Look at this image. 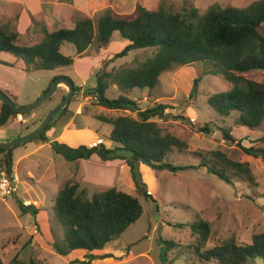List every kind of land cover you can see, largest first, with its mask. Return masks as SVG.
Segmentation results:
<instances>
[{"label": "rangeland", "instance_id": "1", "mask_svg": "<svg viewBox=\"0 0 264 264\" xmlns=\"http://www.w3.org/2000/svg\"><path fill=\"white\" fill-rule=\"evenodd\" d=\"M77 1L78 7L85 9V12L77 10L74 0H0V24L9 22L11 27L22 33L20 44L33 45L42 40L43 32L40 29L43 27L49 30L56 29L57 24L70 27L80 18L98 17L108 9H112L119 16L131 17L139 5L147 4L145 0ZM147 1L152 6L160 5L175 12L183 11L184 7L192 5L205 12L214 3L224 7L245 8L254 0ZM261 30L264 33V25ZM128 43L116 34L108 46L94 45L83 56H78L75 47L67 45L63 51L74 56L75 62L72 66L33 72L26 71L20 57L0 52V89L20 105L30 104L38 99L56 76H66L81 87L76 95L74 90L67 105L68 111L52 124L48 132V142H26L14 150V172L19 176V180L16 194L11 196L0 210V264H12L16 256L25 260L34 258L46 264H71L73 260H84L87 254L85 250H75L68 256H62L52 247L55 240L53 229L57 234H62V228L58 226L54 214L55 198L58 190L67 181L82 182L81 185L88 190L90 197L96 191L110 187L137 194L131 170L124 162H103L95 155L90 160L72 163L62 155L55 154L51 146L53 140L63 142L61 135L66 129L83 130L77 133L80 138L86 139H79L72 144L79 146L83 142L90 146V140L93 139L89 136L96 134V137L104 138L107 147L116 146L109 139L112 126L100 122L96 116L116 117L129 115L130 112L102 107L86 92L95 87V74L101 69L103 61L112 58ZM155 52L156 49L133 51L124 58L116 59L108 69L136 65L138 61H144ZM205 66L195 64L168 70L160 76L152 92L135 91L132 98L140 104L142 110L152 107L155 102L171 105L172 108L167 113L182 115L190 119L192 125L204 124L212 119L220 122L215 118L207 100L213 93L228 90L230 84L223 76L209 74ZM248 76L264 83V72H253ZM197 78H201V82L198 95L194 97L191 92ZM67 92L68 87L60 85L58 91L40 108L28 115L19 113L23 114L24 120H19L18 115L10 119L7 125L0 129V140L12 141L32 131L40 120L61 103ZM120 93L121 90L116 84L109 89L112 98H117ZM1 106L0 100V109ZM157 122L165 132L188 141L192 151H210L226 147L234 149L242 161L253 165L261 187H252L237 177L232 185L209 174L203 168H190L174 173L158 172L140 165V181L152 191L156 202L140 197L144 207L142 217L114 243L94 251L98 258L93 264H220L218 260L208 261L200 255L195 247L196 235L191 223L200 219L210 223L211 236L202 252L233 237L241 243H252L254 234L264 231V159L245 154L237 143L227 142L222 131L216 127L212 133L206 134L196 132L188 120L172 116L168 119H157ZM233 135L245 147H264V131L254 132L237 126ZM193 156L192 153L182 154L174 160L178 161V164L200 163L199 160H194ZM84 176H90L94 180H84ZM17 199L28 205H35L40 209L39 213H22L18 208ZM178 223L185 226L178 227ZM162 240L174 242L167 252V259L161 255L164 245ZM256 264H264V260L257 259Z\"/></svg>", "mask_w": 264, "mask_h": 264}, {"label": "trees", "instance_id": "2", "mask_svg": "<svg viewBox=\"0 0 264 264\" xmlns=\"http://www.w3.org/2000/svg\"><path fill=\"white\" fill-rule=\"evenodd\" d=\"M54 19V17H51ZM264 0H254L245 8L212 4L205 12L192 5L183 11H170L162 6L149 8L139 5L131 17H122L106 10L98 17H83L73 26L56 29L43 27V38L39 43L20 44L22 33L11 27L9 22L0 24V52L20 57L27 72L37 70H56L72 66L75 58L64 53L63 48L72 45L78 56L94 46H108L119 34L129 43L112 58L103 61L96 74V85L88 89V95L97 103L110 110L129 111V115L106 117L97 115L96 119L111 125L109 139L116 144L109 148L105 143L97 147L82 144L71 146L66 142L53 140L51 146L55 154L62 155L68 162L90 160L97 155L101 161L119 160L131 170L136 186V195L110 187L96 191L92 197L78 181H67L55 198L54 214L62 234L53 229V249L62 256H68L75 250H85L84 260H73L71 264H93L98 258L94 251L104 249L120 238L131 225L144 213L140 197L156 202L152 191L140 181L139 166L150 167L158 172H179L190 168H203L209 174L229 184H235V178L260 189L255 168L248 161H242L234 149L218 148L210 151H192L190 143L176 135L165 132L157 119H190L167 113L171 105L155 102L152 107L142 110L140 104L132 98L135 91L152 92L160 76L174 68L186 65L204 64L209 74L223 76L230 84L226 91L213 93L208 98V106L217 120L200 125H192L196 132L210 134L214 127L222 131L229 143H237L245 154L264 159V147H245L233 135L235 127L261 132L264 128V83L250 78L253 72H264ZM143 49H156L153 55L136 65L109 70L108 67L118 58H124L131 52ZM66 76H56L54 80ZM201 78L194 81L191 95L197 97ZM116 84L121 90L117 98L109 95V89ZM76 95L81 87L74 83ZM66 95L63 96V99ZM68 111L61 110L46 129L31 141H49L48 132L56 119ZM24 113L25 115L30 114ZM15 112L2 102L0 109V129L5 127ZM133 114H136L134 116ZM38 124L35 125L37 127ZM33 129V128H32ZM29 141V142H31ZM26 144V143H24ZM13 148H0V170L9 175L14 173ZM196 165L179 163L174 159L182 154H190ZM193 160V159H192ZM258 189V190H259ZM16 192L14 193V195ZM13 195V196H14ZM22 213L37 215L40 211L35 205L25 204L17 199ZM183 227L185 224L178 223ZM196 235V249L206 260H218L220 264H256L257 259L264 260V231L253 236L252 243H241L230 238L220 245L201 251L211 236V226L200 219L191 223ZM162 257L174 245L173 241L162 240ZM12 264H46L30 258L18 256Z\"/></svg>", "mask_w": 264, "mask_h": 264}, {"label": "water", "instance_id": "3", "mask_svg": "<svg viewBox=\"0 0 264 264\" xmlns=\"http://www.w3.org/2000/svg\"><path fill=\"white\" fill-rule=\"evenodd\" d=\"M60 85H66L68 87L67 95L61 101V103L58 106H56L46 117H44L41 123L36 128H34L32 131L28 132L24 136H21L18 139L12 141L0 140V148L16 147L18 145L31 141L39 134H41L46 129V127L51 123L54 117L69 104L72 95L74 93V82L70 78L60 77L54 80L51 87L45 93H43L38 99L26 105L18 104L8 94H6L2 89H0V100L3 103L8 104L15 112L29 113L40 108L46 101H48L58 91Z\"/></svg>", "mask_w": 264, "mask_h": 264}, {"label": "built area", "instance_id": "4", "mask_svg": "<svg viewBox=\"0 0 264 264\" xmlns=\"http://www.w3.org/2000/svg\"><path fill=\"white\" fill-rule=\"evenodd\" d=\"M19 120H24L23 114H18ZM105 143L104 138L97 136L95 140L90 143V147H97L100 144ZM0 210L4 203L14 195L17 190V182L19 176L14 172L13 175H9L6 170H0ZM37 232V230L35 231Z\"/></svg>", "mask_w": 264, "mask_h": 264}, {"label": "crops", "instance_id": "5", "mask_svg": "<svg viewBox=\"0 0 264 264\" xmlns=\"http://www.w3.org/2000/svg\"><path fill=\"white\" fill-rule=\"evenodd\" d=\"M58 1H68V2H71L72 0H58ZM74 1H76V8H77V10H79V11H81V12H85L84 10L85 9H81L80 7H78V1L77 0H74ZM121 1V0H120ZM146 2H147V4H143L142 6H146V7H149V8H155V7H158V5L156 6V5H150V3H149V1H147V0H145ZM150 1H154L155 2V0H150ZM159 2V1H158ZM157 2V3H158ZM84 8H87V7H85L84 6ZM78 130V131H77ZM80 131H83V130H81V129H76V130H65V132H63L62 133V141L63 142H66V143H68V144H70L71 146H78V145H75V144H72V143H74V142H76V141H78L79 139H81V141H83V139H86V138H84V137H81L80 138V134H78L77 132H80ZM90 137V139H96L95 137H96V134H91V136H89ZM90 142H92L91 140H90ZM81 144H83V142H81ZM80 145V144H79ZM53 159H55V158H53ZM125 166V165H124ZM143 166V165H142ZM84 180H89V181H93L94 179H92V177H90V176H84V178H83ZM83 179H82V181H83ZM78 181V180H77ZM88 181V182H89ZM78 182H80V181H78ZM81 184H82V182H80ZM60 190V189H59ZM58 190V191H59ZM58 193V192H57Z\"/></svg>", "mask_w": 264, "mask_h": 264}]
</instances>
